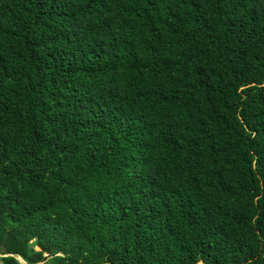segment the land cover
Returning a JSON list of instances; mask_svg holds the SVG:
<instances>
[{"label": "trees", "instance_id": "trees-1", "mask_svg": "<svg viewBox=\"0 0 264 264\" xmlns=\"http://www.w3.org/2000/svg\"><path fill=\"white\" fill-rule=\"evenodd\" d=\"M0 263L264 264V0H0Z\"/></svg>", "mask_w": 264, "mask_h": 264}, {"label": "built area", "instance_id": "built-area-1", "mask_svg": "<svg viewBox=\"0 0 264 264\" xmlns=\"http://www.w3.org/2000/svg\"><path fill=\"white\" fill-rule=\"evenodd\" d=\"M18 260L22 263H25L20 257H18ZM1 264V263H0ZM39 264V263H38ZM41 264V263H40Z\"/></svg>", "mask_w": 264, "mask_h": 264}, {"label": "bare ground", "instance_id": "bare-ground-1", "mask_svg": "<svg viewBox=\"0 0 264 264\" xmlns=\"http://www.w3.org/2000/svg\"><path fill=\"white\" fill-rule=\"evenodd\" d=\"M202 264V263H201Z\"/></svg>", "mask_w": 264, "mask_h": 264}, {"label": "rangeland", "instance_id": "rangeland-1", "mask_svg": "<svg viewBox=\"0 0 264 264\" xmlns=\"http://www.w3.org/2000/svg\"><path fill=\"white\" fill-rule=\"evenodd\" d=\"M40 264V263H39Z\"/></svg>", "mask_w": 264, "mask_h": 264}]
</instances>
